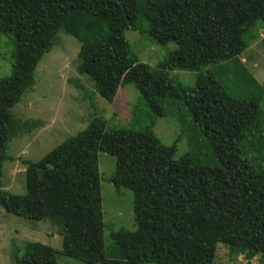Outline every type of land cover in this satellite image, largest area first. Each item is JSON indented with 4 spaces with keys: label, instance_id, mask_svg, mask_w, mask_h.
<instances>
[{
    "label": "trees",
    "instance_id": "1",
    "mask_svg": "<svg viewBox=\"0 0 264 264\" xmlns=\"http://www.w3.org/2000/svg\"><path fill=\"white\" fill-rule=\"evenodd\" d=\"M264 23V0H0V36L11 44L0 77V174L10 108L33 84L41 55L58 31L79 42L76 69L111 101L132 83L151 116L166 98L181 101L214 154L213 165L142 128H110L100 116L35 161H23L25 193L0 189V207L60 224V248L27 241L14 264H56L62 254L85 264H211L215 245L264 254V113L256 95L231 94L209 65L239 55L243 33ZM175 48L155 67L131 53L123 30ZM195 71L192 85L170 75ZM264 90V82L260 86ZM150 118V117H149ZM13 130V132H12ZM115 158L109 181L132 192L133 230L109 232L103 247L97 152Z\"/></svg>",
    "mask_w": 264,
    "mask_h": 264
},
{
    "label": "rangeland",
    "instance_id": "2",
    "mask_svg": "<svg viewBox=\"0 0 264 264\" xmlns=\"http://www.w3.org/2000/svg\"><path fill=\"white\" fill-rule=\"evenodd\" d=\"M130 53L149 67L175 48L173 42L155 44L146 34L123 30ZM245 49L236 57L200 69H212L228 91L237 96L256 95L264 113V23L256 20L243 33ZM79 42L58 31L51 48L44 52L33 71V84L24 90L10 108L11 129L2 162L0 189L24 194V163L35 161L62 140L83 129L89 119L100 116L110 128H142L153 119L151 131L165 145L174 144V157L191 153L201 162L213 165L214 154L206 138L192 122L183 103L177 99L162 101V115L151 113L132 83L119 86L111 101L100 97L91 79L76 69ZM11 64V44L0 36V77L7 76ZM195 71L173 70L170 75L183 85H192ZM150 117V118H149ZM13 132V130H12ZM99 195L103 220V247L114 255L109 232L133 230L132 192L118 190L109 181L115 164L114 156L97 152ZM49 219V218H48ZM33 220L5 212L0 207V264H14L27 241H37L60 248L58 221ZM112 248V249H111ZM56 264H85L72 257L56 254ZM143 264H156L145 262ZM211 264H264V254L232 249L217 243Z\"/></svg>",
    "mask_w": 264,
    "mask_h": 264
}]
</instances>
